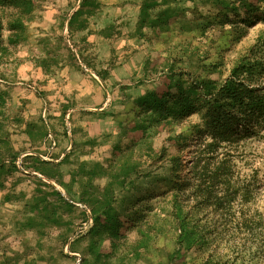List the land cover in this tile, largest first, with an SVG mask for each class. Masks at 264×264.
Masks as SVG:
<instances>
[{
	"label": "rangeland",
	"instance_id": "obj_1",
	"mask_svg": "<svg viewBox=\"0 0 264 264\" xmlns=\"http://www.w3.org/2000/svg\"><path fill=\"white\" fill-rule=\"evenodd\" d=\"M32 1L37 10L11 56L19 65L0 70L12 82L6 89L10 153L3 148L1 159L14 156L17 169L0 191V264H167L174 232L156 233L169 211L159 197L167 171L143 177L148 171L142 170L123 180V167L143 160L139 147L125 161L107 163L115 145L127 144L116 116L157 85V76L144 74L148 59L157 60L158 68L162 58L178 53L176 68L196 75V54L204 65L216 63L208 77L222 80L249 50L264 57V19L245 22L248 15L239 18L235 11L218 17L213 7L229 1L250 13L264 11L263 3L169 0L180 18L161 34L108 23L97 11L86 30L69 34L68 22L82 0ZM130 36L135 40L127 42ZM224 149L219 153L233 161L229 189L236 195L228 216L207 215L210 239L186 264H264V126ZM110 209L120 225L115 238L96 223Z\"/></svg>",
	"mask_w": 264,
	"mask_h": 264
},
{
	"label": "trees",
	"instance_id": "obj_2",
	"mask_svg": "<svg viewBox=\"0 0 264 264\" xmlns=\"http://www.w3.org/2000/svg\"><path fill=\"white\" fill-rule=\"evenodd\" d=\"M256 3L264 5V0H257ZM235 6L229 1L213 5L218 17L235 11L239 18H244L246 14L250 16L245 22L255 16L264 19L262 10L253 9L246 13L245 5L239 6L243 11H237L239 8ZM84 8L88 9L84 11ZM99 9L97 0H82L78 11L68 22L69 34L86 30L87 18ZM159 9L161 11L151 15ZM36 10L32 0H0V70L10 66L15 69L19 65L17 58L12 59L11 56L24 42L27 24L33 20ZM179 13V9L170 6L169 0H143L135 32L145 27L158 34L166 32L179 20ZM189 14H195L194 9ZM82 17L85 20L81 21ZM160 44L172 45L165 41ZM259 52L251 49L245 53L222 80L208 77L214 74L217 64L204 65L202 58L196 54L192 55L200 72L196 75L176 68L181 63L178 53L162 58L158 68L157 60L148 59L144 74L157 76V85L116 116L121 140L127 144L115 145L107 163L120 159L125 161L139 147L144 150L143 160L126 164L122 169L123 180L139 175L142 170L148 171L143 177L159 170L167 171V178L163 180L167 187L159 197L160 203L167 205L169 211L159 219L160 227L156 231L161 237L174 232L175 247L168 256L167 264H186L189 256L196 258L193 254L195 250L206 247L211 232L205 220L207 215L228 216L231 198L236 195L229 189L233 161L219 151L224 152L225 146L234 145L264 126V57ZM4 78L0 75V152L7 148L10 153L5 131L11 121L7 115L10 99L6 89L12 82ZM160 137L159 147L154 148V141ZM1 154L0 191L5 188L4 179L17 170L15 157L9 155V160H3ZM186 157H189L187 161ZM184 162L188 163V167ZM118 186L122 188L124 183L120 182ZM6 197L3 201L9 202ZM197 215H201L202 219ZM114 218L115 212L110 209L96 219V223H102L103 231L112 238L118 235L120 229ZM206 263L202 259L196 264Z\"/></svg>",
	"mask_w": 264,
	"mask_h": 264
},
{
	"label": "crops",
	"instance_id": "obj_3",
	"mask_svg": "<svg viewBox=\"0 0 264 264\" xmlns=\"http://www.w3.org/2000/svg\"><path fill=\"white\" fill-rule=\"evenodd\" d=\"M100 5L98 14H102L103 20L106 22L118 21L126 25L127 23L131 26H135L138 20L140 2L135 0H97ZM121 17V18H120ZM135 32V31H134ZM105 41H110L111 38L102 36ZM127 42L135 40V36L125 38Z\"/></svg>",
	"mask_w": 264,
	"mask_h": 264
}]
</instances>
